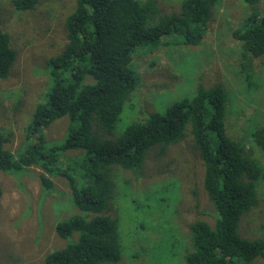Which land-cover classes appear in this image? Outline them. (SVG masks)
Instances as JSON below:
<instances>
[{
    "label": "trees",
    "instance_id": "1",
    "mask_svg": "<svg viewBox=\"0 0 264 264\" xmlns=\"http://www.w3.org/2000/svg\"><path fill=\"white\" fill-rule=\"evenodd\" d=\"M159 1L76 0L64 22L66 44L47 60L50 84L25 129L22 152L15 156L5 148L11 134L0 128V172L18 174L36 166L44 192L52 187L50 178L58 176L81 212L57 223L60 238L72 234L76 238L48 254L44 264L117 263L122 253L120 227L118 219L107 214L116 171H130L139 178L149 151L163 154L187 139L203 168L202 187L212 205L207 217L213 222L200 218L191 222L183 248L184 264L264 261V213L257 218L255 237L245 236L241 228L242 219L260 206L263 193L264 125L255 117L246 122L240 137H231L225 129L231 94L224 86L198 84L164 111L143 114L112 136L137 86L138 75L132 66L136 52L154 50L175 36L181 44L201 45L221 2L179 0L176 11L165 14ZM260 1L243 0L248 12L232 31L240 76L245 87L254 91H261L264 74V8ZM10 3L15 10L26 11L39 0ZM4 31L1 26L0 80L8 77L17 57L13 37ZM255 68L261 74L256 75ZM57 119H66L67 133L62 140L49 142L43 131ZM66 151L83 154L63 159ZM198 213L206 216L204 211Z\"/></svg>",
    "mask_w": 264,
    "mask_h": 264
},
{
    "label": "rangeland",
    "instance_id": "2",
    "mask_svg": "<svg viewBox=\"0 0 264 264\" xmlns=\"http://www.w3.org/2000/svg\"><path fill=\"white\" fill-rule=\"evenodd\" d=\"M10 1L0 0V28L13 37L17 57L8 77L0 80V128L11 134L5 148L16 156L25 147V129L50 84L47 60L66 44L64 22L76 0H39L26 11L15 10ZM220 1L201 45L181 44L175 36L154 50L136 52L132 66L138 75L137 86L112 136H118L143 114L164 111L198 84L222 85L231 94L225 127L231 137H240L246 122L255 117L264 125V74L261 91L245 87L238 68V45L232 37L248 7L243 0ZM178 5L179 0L159 1L165 14L176 11ZM260 6L264 8V0ZM254 72L261 74L259 68ZM43 133L49 142L62 140L67 133L66 119H57ZM82 154L66 151L62 158ZM39 172L36 166L23 168L18 174L0 172V264H44L48 254L76 238L72 234L63 239L56 233L57 223L81 214L72 203L66 182L52 176V187L44 192L38 182ZM116 173V188L107 214L118 219L122 253L117 263L103 264H184L183 248L191 222L197 218L213 222L207 217L212 205L202 187L203 168L191 142L187 139L163 154L149 151L139 178L121 169ZM260 192V206L241 223L242 232L251 238L257 233V218L264 213V182ZM196 203L198 211H204L206 216L198 213ZM250 264L264 261L256 259Z\"/></svg>",
    "mask_w": 264,
    "mask_h": 264
}]
</instances>
